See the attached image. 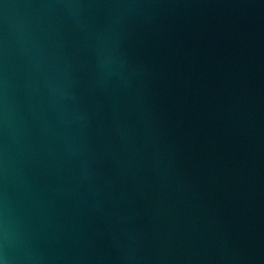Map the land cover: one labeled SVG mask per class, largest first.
I'll use <instances>...</instances> for the list:
<instances>
[{
  "label": "water",
  "instance_id": "obj_1",
  "mask_svg": "<svg viewBox=\"0 0 264 264\" xmlns=\"http://www.w3.org/2000/svg\"><path fill=\"white\" fill-rule=\"evenodd\" d=\"M0 264H264V0H0Z\"/></svg>",
  "mask_w": 264,
  "mask_h": 264
}]
</instances>
